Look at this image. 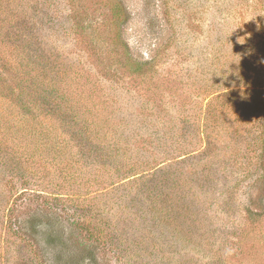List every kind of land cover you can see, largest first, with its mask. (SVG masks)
<instances>
[{
    "label": "rangeland",
    "instance_id": "obj_1",
    "mask_svg": "<svg viewBox=\"0 0 264 264\" xmlns=\"http://www.w3.org/2000/svg\"><path fill=\"white\" fill-rule=\"evenodd\" d=\"M0 253L264 264V0H0Z\"/></svg>",
    "mask_w": 264,
    "mask_h": 264
},
{
    "label": "trees",
    "instance_id": "obj_2",
    "mask_svg": "<svg viewBox=\"0 0 264 264\" xmlns=\"http://www.w3.org/2000/svg\"><path fill=\"white\" fill-rule=\"evenodd\" d=\"M47 81H51L50 79H47ZM54 91L53 93V97L50 95L49 91H47L46 89L43 88V101H44V105L46 106V109H52V112L56 113L57 117V121H59L60 123V129L64 132L65 130H70L71 128V132L73 130H75V127L73 125V123L71 121H74L75 124L76 123H81L80 120L83 118V116H87L86 113L88 112H84L80 110V107L78 106L77 102L75 101V96L78 93L74 92V88L76 89L78 86V81H76L75 79H73V77H71V70L70 69H66L63 66H59L58 69V74L56 77V80L54 82ZM79 87V86H78ZM75 95V96H73ZM35 106L37 105V101H35V99H31L28 101V106ZM64 126L67 128H64ZM64 135L66 134L65 132L63 133ZM90 134V133H89ZM92 136V134H90ZM72 139V137H71ZM78 140V139H77ZM91 140V139H88ZM62 141L63 138H62ZM66 141V140H65ZM91 142L96 143V141L91 140ZM99 146L101 147L102 151L100 152V161L101 163H107L110 161H105L102 160L104 159V157H109V159H115L113 161H116L121 155L120 150L121 148L119 146H117L116 143H108L107 148L104 147L105 145H103L100 142ZM91 145L93 143H90ZM94 146V144L92 145ZM133 151H137L135 148L133 149ZM74 151L71 150V155L74 154ZM126 153V151L122 152V154L124 155ZM133 166V165H131ZM152 168V167H151ZM1 254V253H0ZM90 258V257H89ZM94 259V257H92L91 254V259ZM92 262V260H91Z\"/></svg>",
    "mask_w": 264,
    "mask_h": 264
}]
</instances>
